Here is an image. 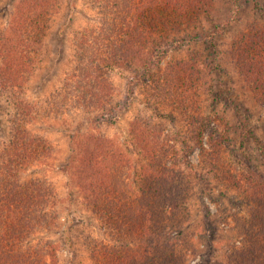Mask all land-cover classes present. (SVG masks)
I'll return each mask as SVG.
<instances>
[{"label": "trees", "instance_id": "obj_1", "mask_svg": "<svg viewBox=\"0 0 264 264\" xmlns=\"http://www.w3.org/2000/svg\"><path fill=\"white\" fill-rule=\"evenodd\" d=\"M85 1L96 19L74 35L73 66L48 102L29 104L22 95L36 66L49 17L56 11V1L21 0L7 24L0 25V89L14 104L10 137L0 142V264L58 262L54 244L35 238L56 224V193L46 179H21L29 168L49 158L53 148L42 136L32 135L26 124L40 117L82 110L98 114L100 119L95 124L90 119L91 125H101L118 107L113 76L130 74L131 80L142 85L152 99L153 111L179 112L185 124V139L181 142L185 154L198 148L207 164L219 158L202 142L209 119L199 110L201 71L205 69L202 60L193 54L164 70L160 66L162 48L170 46L173 36L199 29L202 19L212 10V0ZM249 29L232 46L231 57L243 81L253 89L255 99L264 105V31ZM153 114L156 117L157 113ZM159 119L174 124L170 113ZM151 122L150 117L134 119L130 133L138 148L155 159L159 186H165L174 202L169 214L165 210L169 206H160L157 217L166 215V219L174 213V219L180 220L184 212L179 209H183L194 184L174 167L177 158L180 160L173 143L177 133L163 131ZM244 129L247 137L249 131ZM72 141L74 148L76 137ZM81 142L84 149L78 175L83 201L116 238L113 237V250L108 251L100 242L88 246L92 264H188L185 253L191 252L192 246L178 244L181 224L153 226L148 195L122 196L116 183L119 178L109 181L107 166L112 173H127L126 162L115 153L119 149L105 148L103 137L98 135L86 134ZM78 155L72 152L76 159ZM72 156L69 161L75 163ZM126 177L127 174L123 178ZM240 179L228 180L243 190L240 192L255 207L249 219L238 221L239 242L228 248L225 264H264V184L260 179ZM124 188L129 192L126 182ZM166 194L163 192L162 200ZM122 232L139 243L117 246L124 237Z\"/></svg>", "mask_w": 264, "mask_h": 264}, {"label": "rangeland", "instance_id": "obj_2", "mask_svg": "<svg viewBox=\"0 0 264 264\" xmlns=\"http://www.w3.org/2000/svg\"><path fill=\"white\" fill-rule=\"evenodd\" d=\"M20 1L0 0V25L7 24ZM55 1L56 11L49 17L36 66L23 88L22 97L29 104L48 102L61 88L74 63V35L96 19L85 0ZM250 27L264 31V0H212V10L202 19L199 29L173 36L170 46L162 48V70L193 54L205 66L201 71L199 110L202 116L209 118L202 142L211 153L219 155L214 164L204 162L198 148L185 154L181 144L185 139L182 116L173 109L153 111L152 99L126 72L111 79L118 107L101 125H91L90 119L95 124L98 114L91 111L86 114L82 110L28 121L26 129L32 135L42 136L53 148L49 158L29 168L21 179H46L56 193V224L48 231H40L35 238L54 244L57 264H92L89 245L100 242L108 251L116 245L114 233L102 227L97 215L83 201L78 171L84 149L81 140L86 134L103 137L107 149H119L115 153L126 162L127 177L123 178L126 174L121 175L119 171L112 173L107 166L109 181L119 178L116 183L122 196L148 195L154 213L153 226L181 224L178 244L192 246V251L185 253L188 264H225L228 248L239 242L238 221L249 219L255 207L240 192L243 190L239 191L228 179L254 178L264 184V105L255 99L253 89L243 81L231 57L232 46ZM153 112L157 113V118ZM13 113L14 104L0 89V142L10 137ZM168 113L174 124L159 119ZM140 117L143 120L150 117L152 126L156 124V128L177 133L178 138L173 143L180 160L177 158L174 167L194 184L183 209H179L184 212L180 220L174 219V213L166 219V215L157 217L160 206H169L165 208L169 214L174 202L169 193L166 194L165 186H159L155 159L140 150L131 136V123ZM244 127L249 131L247 137ZM74 137L77 143L72 148ZM212 147L216 150L211 151ZM72 152L79 154L77 159ZM71 156L75 163H70ZM115 161L118 160L115 158ZM124 182L129 192L124 191ZM163 192L166 198L162 200ZM122 233L124 237L117 246L137 241Z\"/></svg>", "mask_w": 264, "mask_h": 264}]
</instances>
